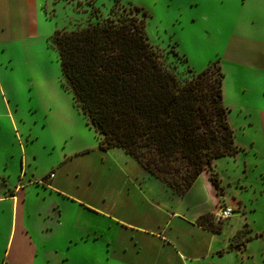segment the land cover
Wrapping results in <instances>:
<instances>
[{
  "label": "rangeland",
  "instance_id": "rangeland-1",
  "mask_svg": "<svg viewBox=\"0 0 264 264\" xmlns=\"http://www.w3.org/2000/svg\"><path fill=\"white\" fill-rule=\"evenodd\" d=\"M115 6L125 7L122 0H52L46 10L54 33L56 27L72 31L96 24ZM137 8L145 15L149 43L180 81L218 61L225 74L223 104L239 151L215 160L192 191L178 196L123 150L99 147L77 117L71 95L59 92L58 98L50 91V73L60 85L62 78L55 50L46 58L42 49L45 62L29 68L42 81L37 99L50 96L52 109L28 107L24 100L18 111L11 108L16 140L0 131L11 165L4 171L1 164V173L19 183L22 167L25 172L23 199L32 215L27 222L39 247L35 264H264V0H148ZM11 55L12 50L0 51V79L7 86L18 81L16 69L10 71ZM25 83L23 99L30 87ZM49 175L52 193L43 185ZM212 197L215 215L221 207L234 211L230 219L214 221L220 231L213 237L186 218ZM53 209L61 218L46 220L52 234L43 237L39 213Z\"/></svg>",
  "mask_w": 264,
  "mask_h": 264
},
{
  "label": "trees",
  "instance_id": "trees-1",
  "mask_svg": "<svg viewBox=\"0 0 264 264\" xmlns=\"http://www.w3.org/2000/svg\"><path fill=\"white\" fill-rule=\"evenodd\" d=\"M138 10L115 6L96 24L55 32L60 88L101 149L124 150L183 196L215 160L239 151L223 104L225 74L215 61L180 81L149 43ZM198 223L220 231L211 214Z\"/></svg>",
  "mask_w": 264,
  "mask_h": 264
},
{
  "label": "crops",
  "instance_id": "crops-1",
  "mask_svg": "<svg viewBox=\"0 0 264 264\" xmlns=\"http://www.w3.org/2000/svg\"><path fill=\"white\" fill-rule=\"evenodd\" d=\"M51 1L52 0H0V51H13V56H9V63L14 65V67L9 69L10 71L16 69L18 75V81L9 82L8 86L7 84H3L0 79V99L2 101L0 108H3V111L0 110V131H4V133L10 136V139L14 136V138L11 139L14 141L16 140V136L15 134L13 135V127L16 118L13 114V110L18 111L22 108L25 104L23 103L24 100H27L28 107H37L42 110H45L46 108L52 109L53 107V99L49 95V98H46V95H41L39 97H42V100L37 99L39 92H41L40 84L42 81H38L36 79L38 75L29 68V64L32 62L36 64V66L40 61L44 63L48 56L51 57V51L54 50L51 47L50 42L57 27L53 33L50 25V20L52 21V18L47 15L46 10L47 4ZM41 16L42 18L44 17L43 21H40ZM42 49L46 52V58L45 55H43ZM35 60L37 63L34 62ZM56 63L57 66H59V62ZM22 66L25 67V72L23 71ZM4 68H8V66L6 65ZM58 68L60 69V67ZM23 73H25V76ZM23 79H26V81ZM25 82H28L30 87L28 89V94L25 95V98L23 99L22 97L24 93L22 87H25L24 85L27 84ZM46 84H48V87L50 86V91L53 92L54 96L56 95L60 98L59 92L62 94L64 91L60 88V83L55 79L52 72L50 73ZM11 85L14 86V100H9V89L12 88L10 87ZM11 108L13 110H11ZM8 120L11 122L12 130L7 126ZM1 146L0 165H5V171L8 168H11V165L6 163L4 157V153L10 148L7 147L8 145L6 143ZM13 156L14 155H12V157ZM1 170L2 169H0V264H35L36 259L39 256V247L34 242L31 235L33 227L27 222L28 216L32 215L27 211L25 206L26 202L23 199V193L27 189V184L24 185L21 180L24 178L25 172L22 167L19 176L20 182L18 183L17 181L11 182V176L1 173ZM202 176H204V173L201 174L198 179ZM49 178H51V175L46 178V182L43 181V185H45L46 189H49L48 191H51L52 193L53 191H56V188L51 184ZM159 181L162 182L161 180ZM196 182L190 191L193 190ZM212 198L213 200L211 201L209 199L206 200L197 212L186 217L193 223L190 224L191 226L211 234V237H213V234L217 235V233L199 225L198 220L201 216L206 214L215 215L217 211V200L215 197ZM52 212H49L50 216L48 213H39V217H41L45 223V226L40 227V234L43 237H48V235L52 234V230L47 228L48 225L46 220L52 219L49 217H55V219L59 221L61 218L57 209H53ZM174 215H177V213H174ZM189 249L194 250L195 248L190 244ZM180 256L183 257L182 254Z\"/></svg>",
  "mask_w": 264,
  "mask_h": 264
},
{
  "label": "built area",
  "instance_id": "built-area-1",
  "mask_svg": "<svg viewBox=\"0 0 264 264\" xmlns=\"http://www.w3.org/2000/svg\"><path fill=\"white\" fill-rule=\"evenodd\" d=\"M234 215L233 208L231 207H221L218 213L215 215L214 221L220 223L223 220H228Z\"/></svg>",
  "mask_w": 264,
  "mask_h": 264
},
{
  "label": "snow or ice",
  "instance_id": "snow-or-ice-1",
  "mask_svg": "<svg viewBox=\"0 0 264 264\" xmlns=\"http://www.w3.org/2000/svg\"><path fill=\"white\" fill-rule=\"evenodd\" d=\"M122 2H123L125 7H132V6L143 7L147 4L148 0H122ZM157 23H160V21H158ZM151 31L153 33H155L157 31L155 26L151 29ZM160 35H164V33L161 32ZM156 42L160 43L159 40H157Z\"/></svg>",
  "mask_w": 264,
  "mask_h": 264
}]
</instances>
